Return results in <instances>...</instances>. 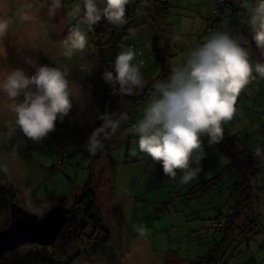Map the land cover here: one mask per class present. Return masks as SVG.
I'll use <instances>...</instances> for the list:
<instances>
[{
    "label": "rangeland",
    "instance_id": "obj_1",
    "mask_svg": "<svg viewBox=\"0 0 264 264\" xmlns=\"http://www.w3.org/2000/svg\"><path fill=\"white\" fill-rule=\"evenodd\" d=\"M144 1L134 0L135 17L125 33L118 31L113 39L119 38V45L111 44V34L99 37L80 22L87 35L86 46L65 57L60 40L79 21L71 15L78 0H62L51 15V0H0V15L9 18L12 33L5 38L6 55L0 57V68L22 67L31 73L33 68L26 62V56L37 58L42 64L59 63L68 67L70 86L77 93L69 113L38 140L19 131L14 114L7 107V98L0 100V164L7 169L0 174V185L16 189L14 202L25 209L39 204V209L45 211L56 205L68 207L70 199L81 193L84 182L92 178L96 207L109 230L106 234L94 229L92 219L82 220L80 210L73 206L69 211L73 221L63 227L53 246L23 245L5 254L7 261L54 253L65 261L74 258L70 264H264V164L253 176V184L260 191L250 209L241 210L233 196L237 174L226 168L228 158L213 151L206 136L201 171L180 184L165 176L159 161L141 152L134 134L126 131L140 115L150 92L149 82L162 72L152 50L149 33L152 23L145 13ZM26 5H31L27 9L32 13L30 21L19 17ZM217 5V0H168L165 20L170 27L167 36L172 51L168 68L179 62L189 47L217 28L248 38L253 51L250 58L255 59L258 52L244 22L246 10L241 0L219 4L216 15ZM174 32L181 33V41L170 39ZM121 45L134 47L136 59L143 61L145 87L133 94L140 98L127 113L129 119L122 121L108 140L109 152L94 160L98 152L88 153L83 143L97 124L103 92L95 84L98 79L90 58L96 56L100 63L114 61ZM256 87L257 83L252 88ZM145 93L147 96L142 99ZM239 97L243 101L236 100V112L224 127L247 135L244 139L248 138L245 142L249 149L264 147V95ZM65 197L68 205L63 201ZM239 210L245 212L237 216L236 226L222 231L211 229L213 219L235 217ZM9 219L10 210L0 212V229ZM81 223L88 224L81 229Z\"/></svg>",
    "mask_w": 264,
    "mask_h": 264
},
{
    "label": "clouds",
    "instance_id": "obj_2",
    "mask_svg": "<svg viewBox=\"0 0 264 264\" xmlns=\"http://www.w3.org/2000/svg\"><path fill=\"white\" fill-rule=\"evenodd\" d=\"M128 2L78 0L71 15L79 21L60 40L62 55L71 57L85 48L87 35L80 22L87 28L101 19L124 25ZM241 2L246 10L244 22L249 26L259 58H250L253 51L248 38L221 28L208 32L200 43L187 49L179 62L171 65L166 76H157L149 82L150 92L140 115L126 129L134 134L136 147L153 161H159L162 172L174 182L183 184L198 175L200 161L206 155L203 138L207 137L208 144L220 141L224 123L236 112L235 102L241 89L253 74L264 78V0ZM61 5L62 0H51L49 14ZM22 7L25 10L19 12L20 19L30 21L32 13L27 9L31 5ZM10 36L9 18L0 15V57L6 55L4 41ZM170 39L178 42L182 35L174 32ZM136 56L134 47L121 45L112 69L101 73L113 94L123 96L144 90L143 61ZM25 60L33 68L31 73L22 67L0 68V100L7 98V107L14 114L19 131L38 140L69 113L77 93L70 86L68 67L42 64L28 56ZM98 117L101 123L92 128L83 143L90 154L102 151L105 141L115 135L121 122L129 119L123 111L118 115L105 111ZM254 155L264 157V147H256ZM6 172V167L0 164V174ZM28 211L37 217L44 214L36 206Z\"/></svg>",
    "mask_w": 264,
    "mask_h": 264
},
{
    "label": "trees",
    "instance_id": "obj_3",
    "mask_svg": "<svg viewBox=\"0 0 264 264\" xmlns=\"http://www.w3.org/2000/svg\"><path fill=\"white\" fill-rule=\"evenodd\" d=\"M227 1L228 0L224 1L222 4L226 3ZM144 5L145 13L149 16L152 23L151 28H149L150 37L152 39V50L157 62L162 67L160 76H166L170 71V67L168 68V57L172 56L169 37L167 36V34L170 33V27L166 26L168 24H166L165 20L167 9L169 8L168 0H145ZM125 7L127 21L124 25H113L105 21L104 19H101L91 27L94 33L99 37L111 34V44L114 43L119 45V38L116 41L113 40L115 34L118 31H122V33L124 34L125 31L129 28V22L135 17L136 14V6L134 5V0L129 1ZM100 53L101 55H103V48H101ZM100 57L103 59L102 56ZM90 59L92 60L94 71L96 72V77L98 79L95 84H97L99 91L103 92L99 113L105 111L115 112L117 115L122 111L128 113L132 105L137 103V100L140 97H134L135 95L133 94H124L123 96L119 94H113L110 90L109 85L101 78V73L105 69H108V62L100 63V60L96 56H93V58ZM242 94L243 89H241L236 100L239 101V96ZM146 96L147 94L145 93V96L143 95L141 96V98L145 99ZM100 123L101 120L98 117L96 126ZM108 145V140H106L105 148L95 155L94 160L100 159L105 155V153L109 152L110 149ZM211 147L213 148L212 150L217 154L224 155L228 158L229 162L226 168L235 171L237 174V181L233 185V196L237 203L236 206L240 207L241 210H244L245 208L250 209L252 201L255 198V194L260 191V189H258V187H255V185L253 184V176L255 170L264 164V157L255 156V150L249 149L242 138L229 131H224L222 139L211 144ZM140 159L141 158H139V160ZM130 162V157H128L127 163ZM93 185L94 183L92 178L84 182L81 193L75 196L74 199H71L70 205L72 207L68 205V209L69 211H72V208L77 207V209L80 210V214L83 215L82 220L88 219V221H91L92 219V224L94 222V226L92 225L94 229H99L102 232L108 234L109 230L106 229L102 219H100L99 211L96 207V196ZM17 193L16 189H14L12 186H8L6 184L0 185V212L10 210L11 204L16 201ZM63 201L66 203L68 199L65 197ZM19 204L21 205V203ZM37 206L39 208L41 205L38 204ZM241 210L237 211L235 217L231 216L213 219L210 223L211 229H213L214 231H222L224 229H230L233 226H236L235 220L237 219V216L240 213L245 212ZM71 221H73V219L70 217L69 223ZM222 221L224 222V224L220 229H216V226L214 227L212 225L214 223H221ZM9 223L10 221L5 224L4 228L8 226ZM87 224L88 223L82 224V226H79V228H86ZM72 233L73 232L71 231V234ZM66 236H62V240L65 239ZM73 260L71 259L65 261L64 259L58 258L56 255H54V253L48 256L31 254L24 259L13 258L9 261H7V259L3 256L0 259V264H70Z\"/></svg>",
    "mask_w": 264,
    "mask_h": 264
},
{
    "label": "water",
    "instance_id": "obj_4",
    "mask_svg": "<svg viewBox=\"0 0 264 264\" xmlns=\"http://www.w3.org/2000/svg\"><path fill=\"white\" fill-rule=\"evenodd\" d=\"M70 221L69 209L52 206L37 217L19 203L10 207V223L0 229V259L27 244L53 246L63 227Z\"/></svg>",
    "mask_w": 264,
    "mask_h": 264
},
{
    "label": "crops",
    "instance_id": "obj_5",
    "mask_svg": "<svg viewBox=\"0 0 264 264\" xmlns=\"http://www.w3.org/2000/svg\"><path fill=\"white\" fill-rule=\"evenodd\" d=\"M216 15H217V13H216ZM254 48H255V45H254ZM254 58L258 59L259 55L255 54ZM255 78H256V80H255ZM250 80H251V82H248V84L243 88L242 96H247V98H248V94L252 95L253 97L254 96L257 97L258 95L263 96L264 95V78L260 77L257 74H253V77L250 78ZM255 83H257V87L252 88V87H254ZM255 99H256V101H258L257 98H255ZM239 101L241 102V101H243V99L240 98ZM246 109L248 110V107H246ZM260 115H262V114H260ZM262 127H264V125H262ZM224 131H229V132L235 133L238 137L242 138L244 140V142L248 139V138L244 139L247 135H241L239 130L234 131V129H226V127H224ZM250 132L254 133L255 131H250ZM246 134H248V132ZM245 144L249 147V145L246 142H245ZM260 146L263 147L262 145H260ZM70 203H71V199H70ZM68 204H69V202L68 203L66 202V205H68ZM66 208H68V207H66Z\"/></svg>",
    "mask_w": 264,
    "mask_h": 264
},
{
    "label": "built area",
    "instance_id": "obj_6",
    "mask_svg": "<svg viewBox=\"0 0 264 264\" xmlns=\"http://www.w3.org/2000/svg\"><path fill=\"white\" fill-rule=\"evenodd\" d=\"M224 1H226V0H217V2H218V5H217V7H216V9H215V13H217L218 14V12H219V4H222ZM238 14H239V12H237ZM113 63H114V61H110V62H108V69L109 70H111L112 69V67H113ZM62 150H60V152H61ZM64 153V152H63ZM223 224H224V222L222 221L221 223H214V224H212L214 227L216 226V229H220L222 226H223Z\"/></svg>",
    "mask_w": 264,
    "mask_h": 264
}]
</instances>
